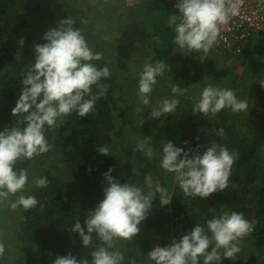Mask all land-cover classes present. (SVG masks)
<instances>
[{
	"label": "clouds",
	"instance_id": "9594fccd",
	"mask_svg": "<svg viewBox=\"0 0 264 264\" xmlns=\"http://www.w3.org/2000/svg\"><path fill=\"white\" fill-rule=\"evenodd\" d=\"M173 7L178 11V14L168 15V25L175 33L173 44L180 50L203 53L201 61L206 59L217 42L222 26L239 12L233 0H177ZM73 25L74 20L67 17L45 32L42 37L45 43L34 45V62L21 74L18 99L11 110L12 116L20 119L17 126L0 131V205L8 204L15 197L12 207L28 211L37 206V198L25 194L29 171L23 168L16 170L17 161L31 160L49 152L52 145L46 138V127L63 124L64 118L73 112L81 118L86 117L107 91L100 81L110 77L109 67L90 63L101 60L102 54L89 47L81 29ZM18 44L23 47V38ZM167 70L165 62L149 57V62L137 73L141 104L150 105L157 77L163 76ZM93 85L99 88L98 92H93ZM260 85L264 87V81ZM171 91L182 94L179 85H173ZM179 103L177 98L164 99L158 108L151 109L150 118H161L174 112ZM223 109L247 112L249 105L246 99H239L232 89L208 84L195 100L193 112L207 116ZM215 131L224 136L223 128ZM150 140L151 137H145L139 141L136 150L145 152L151 159L159 157L160 167L175 174V180L185 196L190 199L207 198L228 188L232 166L239 158L238 152L209 143L201 154L199 146L196 150L185 151L171 141L163 140L162 151H159L148 146ZM96 150L101 155H109L107 146ZM112 171L109 168L103 174L106 184L102 187L103 199L87 212L83 227L77 219L71 229L78 233L83 247L92 243L94 234L101 242L90 253L91 260L69 253L56 256L52 264H123V253L113 250L115 242L131 241L138 235L139 225L153 208L156 193L160 195L161 206L171 203L172 196L151 175L145 177L148 188L145 192L144 188L131 182L121 183L111 175ZM48 183L46 177L34 178L35 187L44 188ZM256 223L254 219H246L242 212L224 211L205 224H195L189 232L173 239L170 244L154 246L147 255L155 264H200L201 257L203 264H222V259H236L242 239L254 231ZM4 252L5 245L0 242V256Z\"/></svg>",
	"mask_w": 264,
	"mask_h": 264
},
{
	"label": "trees",
	"instance_id": "16d2710c",
	"mask_svg": "<svg viewBox=\"0 0 264 264\" xmlns=\"http://www.w3.org/2000/svg\"><path fill=\"white\" fill-rule=\"evenodd\" d=\"M31 1L0 0V69L14 62L10 40L25 27L20 15L29 8ZM133 1V6L128 8L133 13L131 18L147 26L155 60H161L168 65L166 72L171 84L179 85L183 90L201 81L203 68L200 57L203 53L180 50L172 42L175 33L168 25V15L178 14L173 7L174 0ZM249 49L250 45L243 54L250 51ZM251 50L249 65L253 66L251 74L256 77L261 64L254 61V57L264 55L263 36L254 41ZM21 79V74L18 76L13 74L6 82L0 80V131L5 127L17 126V121L20 119L12 116L11 110L18 99ZM100 83L108 85L107 91L97 100L93 111L86 117L81 118L73 112L64 118L63 124L45 129L48 140L54 138L49 136L53 135L54 131L57 134L54 141L59 151L58 158L67 164L70 177L67 182H58L53 180L49 173H45L43 177L49 181L47 187L39 188L32 194L39 203L28 211L22 209L18 225L22 236L19 237V241L13 242L14 244H7V249L12 251L11 254L14 252V246H20L18 264H52L56 256H65L69 253L77 258L91 260L90 253L101 244L94 234L92 243L88 247H83L78 233L71 231L77 219L83 227L87 212L103 199L102 187L106 186L103 174L111 168L113 169L111 175L113 177L117 175L116 139L120 131L115 119L122 112L112 95L113 87L109 80L102 79ZM259 89L257 103L262 108V113L257 120L258 128L254 124L257 133L253 128L255 134L252 137L247 134L243 126L237 125L235 119L232 120L230 113L224 111L208 117L207 120H202L203 114L198 112L192 114L191 111L189 116H186L187 113L178 117L174 113V118L172 116L167 118L166 125L167 133L172 134L177 146L185 151L196 150L199 146L202 154L209 143H215L226 146L230 152L239 153V158L231 169L228 188L211 194L209 198L225 211L242 212L246 219L257 221L254 231L244 238L250 244L247 247L253 253L264 254V87ZM92 90L98 92L99 88L93 85ZM206 122L213 126L210 140L198 135L199 126H203ZM19 126L24 127L23 124ZM218 128L224 129L223 137L215 131ZM258 131L262 136L260 140L257 137V134L260 137ZM101 146L109 148V155H101L97 152L96 149ZM44 157L45 154H41L31 160H18L15 168L28 170L31 164L43 161ZM153 160L155 162L151 165V171L158 177L161 186L166 188L169 196H172V200L169 205L161 206L160 195L156 193L153 208L147 219L140 224L143 228L141 237H146V241L144 245L140 244L143 239L137 236L139 241L136 239L133 245L126 246L127 264L136 263L133 250L131 251L136 246H139L138 253L143 264H155L147 255L154 246L163 247L170 244L173 239H179L199 223L192 203L178 184L172 181L175 174L162 169L156 159H151V162ZM129 177L130 172L125 171L119 181L130 182ZM131 183L142 187L136 183L135 178ZM3 234L8 236L5 230L0 232V236ZM0 264H7L3 256L0 257ZM200 264H203L202 257ZM222 264L251 263L244 261L240 253H237L235 260L222 259Z\"/></svg>",
	"mask_w": 264,
	"mask_h": 264
},
{
	"label": "rangeland",
	"instance_id": "374dc122",
	"mask_svg": "<svg viewBox=\"0 0 264 264\" xmlns=\"http://www.w3.org/2000/svg\"><path fill=\"white\" fill-rule=\"evenodd\" d=\"M133 4V0H32L29 8L20 15V20L24 22L25 27L10 40L14 62L0 69V80L6 82L13 74L18 76L26 71L35 59L34 45L45 43L42 39L45 32L56 27L61 19L72 18L74 20L73 27L81 29L89 47L102 54L101 60L90 63H95L98 67L107 65L111 71V75L107 79L113 87L112 95L122 112L121 114L117 113L119 115L115 119L120 131L116 139L118 150L117 175L115 177L117 180H121L125 171H128L130 172L128 180L133 182L135 178L136 183H139L147 192L145 177L151 175L154 181H158V177L151 171V165L155 161L151 162V158L147 157L145 152L137 151V143L144 140L145 137H151L148 146L156 150L162 151V140L171 141L174 146L178 147L172 134L167 133V118L169 116L174 118V113L177 117L187 113L186 116H189L193 111L195 100L208 84L220 88H230L239 99H246L249 105L247 112H233L231 109L221 111L230 113L232 120L235 119L238 126H243L250 137L255 134L253 128L257 133V120L262 113V108L257 103V95L260 92V83L264 81V55L254 57V61L261 64L259 73L254 77L251 74L253 66L249 65L252 56L250 51H252L254 42L251 43L252 45L250 44V51L238 56L217 53L212 48L206 59L201 61L203 68L201 81L181 89L182 94H174L171 91L173 87L171 79L165 72L163 76L157 77V84L153 87L150 96V105L145 106L139 102L138 98L137 73L142 71L146 62H149V57H152L153 60L155 57L151 50L152 44L149 41L150 33L147 26L141 24L139 20L131 18L133 13L128 8ZM21 38L24 41L23 47L18 44ZM106 87L108 88V85ZM171 98H177L180 101L174 112L165 114L161 118H150L151 109L158 108L164 99ZM216 114L209 113L207 116H202V120H207L208 117H213ZM254 124H256V128ZM212 130V124L206 122L203 126H199L198 135L210 140ZM55 134L54 131L53 135L49 136L55 138L57 135ZM259 134L260 137L257 134L258 140L262 138L260 132ZM54 138L48 140L52 148L45 153L44 160L31 164L29 167L25 194L32 195L39 190L34 185V178L44 176L45 173H49L52 179L58 182L69 180L67 164L58 158L59 151ZM156 161L160 164L159 157L156 158ZM172 181L177 184L175 177ZM187 198L192 203L199 224H205L214 215L222 214L225 211L209 197ZM14 201L15 197H12L8 204L0 205V232L5 230V233L8 234V236L4 234L0 236V242L5 245L4 255L6 257L3 255V258L7 264H18L20 246H14V252L11 254L12 251L7 249V244H14L22 236L18 225L23 208L12 207ZM140 226V232L135 236L136 238L133 237L131 241L117 240L114 246L113 250L123 253L125 257L123 264H127L128 260L126 246L133 245L136 239L139 241L137 236L141 237L143 234V228ZM145 238H142L140 244L144 245ZM245 238L242 239L240 244L242 251L239 252L243 260L249 261L251 264H264V254L253 253L247 247L250 244ZM132 250L133 256L136 257H133L136 261L135 264H143L138 253L139 246L133 247Z\"/></svg>",
	"mask_w": 264,
	"mask_h": 264
},
{
	"label": "built area",
	"instance_id": "2783aa9c",
	"mask_svg": "<svg viewBox=\"0 0 264 264\" xmlns=\"http://www.w3.org/2000/svg\"><path fill=\"white\" fill-rule=\"evenodd\" d=\"M176 3L177 0H174ZM239 12L222 26L212 47L217 53L238 56L258 37H264V0H233Z\"/></svg>",
	"mask_w": 264,
	"mask_h": 264
}]
</instances>
